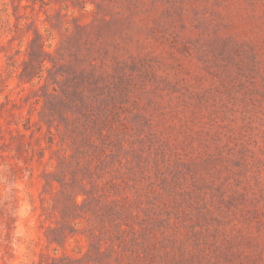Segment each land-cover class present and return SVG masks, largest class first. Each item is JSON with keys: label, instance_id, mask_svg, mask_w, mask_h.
<instances>
[{"label": "rangeland", "instance_id": "rangeland-1", "mask_svg": "<svg viewBox=\"0 0 264 264\" xmlns=\"http://www.w3.org/2000/svg\"><path fill=\"white\" fill-rule=\"evenodd\" d=\"M0 264H264V0H0Z\"/></svg>", "mask_w": 264, "mask_h": 264}, {"label": "trees", "instance_id": "trees-1", "mask_svg": "<svg viewBox=\"0 0 264 264\" xmlns=\"http://www.w3.org/2000/svg\"><path fill=\"white\" fill-rule=\"evenodd\" d=\"M33 44H36L37 49L33 48ZM30 45H32V48L27 53L28 58L26 60H23V68L19 73V78L24 81H30L33 79V77L38 75V67H36V64L43 66V62L45 61V58H43V55L46 52L45 42L43 41L40 33L36 32L35 37ZM74 203L77 204V201H75ZM102 246L103 244L101 243V240L90 244L87 256L91 258L93 256L92 251L95 250L96 256H98L102 260L104 258L103 256H105L106 254L102 250ZM67 260L71 261L72 258L67 257Z\"/></svg>", "mask_w": 264, "mask_h": 264}]
</instances>
